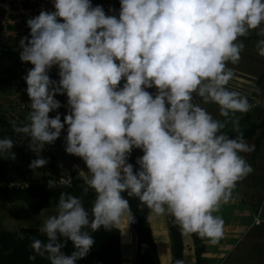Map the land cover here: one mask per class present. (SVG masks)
Returning a JSON list of instances; mask_svg holds the SVG:
<instances>
[{
    "label": "clouds",
    "instance_id": "obj_1",
    "mask_svg": "<svg viewBox=\"0 0 264 264\" xmlns=\"http://www.w3.org/2000/svg\"><path fill=\"white\" fill-rule=\"evenodd\" d=\"M53 2L55 11L27 20L31 38H21L20 59L33 65L25 77L29 123H10L35 152L54 143L66 124V152L82 158L87 172L78 176L96 197L90 219L80 198L62 192L55 214L38 229L47 242H32L35 254H47L50 264L84 258L95 243L85 229H119L134 220L124 193L151 216H171L183 234L217 244L224 221L214 213L252 171L240 154L249 149L235 118L251 105L226 87L233 77L228 63L241 58L240 37L257 29L264 37V0H119L118 18L91 0ZM256 50L264 57V39ZM53 66L60 80L50 90ZM153 87L155 96L146 90ZM56 93L68 98L63 122L59 114L49 117L61 107ZM194 97L218 105L225 119L214 118ZM228 124L236 138L223 132ZM13 147L12 139H0V153L14 159ZM134 148L143 152L136 171L128 162ZM46 163L38 158L30 168ZM61 238L72 242L70 255Z\"/></svg>",
    "mask_w": 264,
    "mask_h": 264
},
{
    "label": "trees",
    "instance_id": "obj_2",
    "mask_svg": "<svg viewBox=\"0 0 264 264\" xmlns=\"http://www.w3.org/2000/svg\"><path fill=\"white\" fill-rule=\"evenodd\" d=\"M26 37L31 38L30 36ZM21 51V47L15 43L11 45L0 44V92H14L22 96H28L25 77L33 65L29 62L21 61ZM48 75L50 80L54 82L50 85V90L58 87L60 80L58 66H53L49 69ZM65 97L66 93H56L54 99L61 102ZM67 107L68 111H70L68 105ZM62 111L63 109L59 108L49 114L60 113ZM0 121L2 123L3 119ZM239 129L243 134V139L247 140L258 129L264 131V122L257 124L246 114L239 122ZM223 132L229 138H236L238 135L233 130V127L229 125H227ZM16 135L14 132H9L10 139L14 142V147L11 149L14 152L18 151L15 143ZM128 162L133 165L134 171L138 170L139 165H137L131 156ZM2 165L3 161L0 159V202L8 204L22 202L28 208L30 215L36 217L44 210L57 209L60 194L63 192L80 198L85 209L89 211L91 219V207L96 197L95 192L92 189L85 192L84 189L87 186L84 180L73 173L65 178L58 168L56 154H48L46 164L47 174L40 178L33 179L32 170L27 172V176L17 173L22 183L20 187L12 186L15 178ZM69 179L71 180L70 185L61 183L62 180ZM48 180H54L56 186L49 188L47 185ZM123 195L129 200L131 213L134 216V220L129 225L137 238L135 264H160L147 221V215L150 210L141 204L138 198L128 197L127 193ZM167 219L171 241V264H176L178 260H182L183 244L181 230L173 222L171 216H167ZM85 230L92 235L95 243L88 254L84 258L78 259L75 264H121L120 232L118 229L105 230L101 228L96 232H92L90 228ZM190 236L194 244L196 264H214L204 258L205 246L203 239L195 234H190ZM35 239H40L44 243L47 242L46 235L42 234L38 229L21 228L15 232L6 231L0 233V264H50L47 254L44 257L35 254L31 247ZM60 242L64 244L62 251L70 255L74 250L72 242L66 238H61ZM34 255L35 259H30Z\"/></svg>",
    "mask_w": 264,
    "mask_h": 264
},
{
    "label": "crops",
    "instance_id": "obj_3",
    "mask_svg": "<svg viewBox=\"0 0 264 264\" xmlns=\"http://www.w3.org/2000/svg\"><path fill=\"white\" fill-rule=\"evenodd\" d=\"M259 29L252 30L245 37H240L245 48L240 60L228 68L233 77L227 84L229 90L238 91L247 97L250 109L246 113H236L240 120L248 114L257 124L264 122V57L257 54L256 44L260 39ZM155 96L156 89H146ZM194 102L200 103L214 118L224 120L218 114V105L204 104L198 97ZM232 126V124H228ZM248 151L240 153L252 171L241 179L233 190L229 202L223 203L214 215L224 221V235L217 244L203 240L204 258L214 264H264V131L258 129L255 134L244 140ZM141 149H133L131 158L136 162L142 156ZM69 161L79 170L87 172L82 158L69 154ZM48 210V209H47ZM45 211V210H44ZM260 214L262 223L254 225L255 216ZM168 215L154 217L147 215L152 240L160 264H171V241L169 236ZM127 221L119 226L121 264H135L137 238ZM126 227V228H125ZM125 228V229H124ZM183 264H196L194 244L190 234H183Z\"/></svg>",
    "mask_w": 264,
    "mask_h": 264
},
{
    "label": "rangeland",
    "instance_id": "obj_4",
    "mask_svg": "<svg viewBox=\"0 0 264 264\" xmlns=\"http://www.w3.org/2000/svg\"><path fill=\"white\" fill-rule=\"evenodd\" d=\"M20 40L21 38L17 40L15 44L20 46ZM123 83L124 82L121 81L120 87L123 86ZM67 100L68 98L66 95V97L59 102L61 105L60 108L63 109L62 112L49 114V117L55 118L59 114L61 122H63V117L69 114V111L64 109V107L68 105ZM30 103L31 100L28 96H22L14 92H0V120L3 119L2 123L0 121V139L10 138L9 132H14L10 123L11 121H16L17 126H23L29 123L26 117L31 110ZM67 127L68 126L65 124L60 137L56 139L54 143L46 144L40 152H35L29 147V137L25 134L14 132L17 134L15 137V143L18 151L14 152L11 150V153H14L15 158H11V155L6 156V153H0V159L3 161L2 167L15 178V182L12 186L20 187L22 185L17 173L27 176V172L32 170L33 179L46 175V165L37 169H32L30 168V164L33 160L38 158H44L47 160L49 153L56 154L58 168L65 178L71 173L76 176L79 175V170L69 161V154L66 152L65 137L67 135ZM55 212L56 209H48L42 211L39 216L33 217L30 215L26 205L22 202L11 204L0 202V233L6 231L15 232L21 228L39 229L42 220L49 215L55 214Z\"/></svg>",
    "mask_w": 264,
    "mask_h": 264
},
{
    "label": "built area",
    "instance_id": "obj_5",
    "mask_svg": "<svg viewBox=\"0 0 264 264\" xmlns=\"http://www.w3.org/2000/svg\"><path fill=\"white\" fill-rule=\"evenodd\" d=\"M91 3L93 7L102 6L106 15L119 17V0H91ZM42 10L55 11L53 0H0V44L11 45L20 38L30 36L27 20L38 16ZM64 109L68 110V107L65 106ZM261 223L258 213L254 218V225Z\"/></svg>",
    "mask_w": 264,
    "mask_h": 264
}]
</instances>
